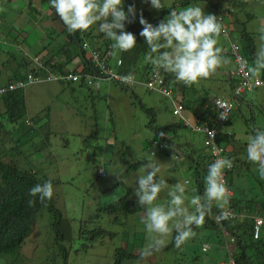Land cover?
<instances>
[{
	"label": "rangeland",
	"instance_id": "374dc122",
	"mask_svg": "<svg viewBox=\"0 0 264 264\" xmlns=\"http://www.w3.org/2000/svg\"><path fill=\"white\" fill-rule=\"evenodd\" d=\"M11 2L0 0V8ZM161 2L164 9L156 10L150 0H125L127 7L134 5L136 9L135 21H138V25L134 28L142 30L139 23L141 13L156 25L167 18L171 10L179 12L190 6H199L206 14H214L220 6L221 9L226 7V13L232 6L233 16L238 19L236 25L242 28L241 35L248 36L251 46L256 47V53L264 48L259 31L264 26V0ZM10 15L19 23L20 20L31 21L35 16L28 7L13 10ZM231 33L241 41V45L245 44V39L238 37L236 30ZM1 41L0 47L4 50L6 44ZM225 45L220 36L219 46L224 50ZM8 51L11 57L12 54L16 57L20 55L13 45L9 46ZM225 58L230 61L226 66L232 69L234 63L231 58ZM14 65L7 62L0 64V73ZM226 66L218 69L210 79L191 86L192 90L203 97L207 95L205 101H209L213 95L225 94L227 84L222 71ZM6 75H0V81ZM19 93L24 100V116L30 117L33 123L31 131L24 132L29 152L24 156H17L15 150L12 152L19 167L33 165L38 169L37 174L47 176L46 181L51 180L54 189L50 200L53 211L40 209L34 214L28 236L11 252L0 253V264H60V260H65L66 264H174L175 260L180 259L181 247L177 248L174 240L151 257L141 259L140 250L149 242L143 223L145 208L143 211L125 212L119 208L117 210L115 205L122 196H126L128 201H137L134 189L138 177L143 174L142 164L149 157L156 160L161 168L157 179L165 180L169 188L177 181L182 183L187 180L189 190L186 195H194L190 189L192 173L187 169L185 158L180 160L160 151L149 153V141L167 123L172 124L175 132L189 139L193 149H203L200 139L196 137L200 134L179 125L170 112L167 99L139 84L128 91L109 80L94 81L88 88L66 79L47 80L27 84L19 89ZM246 95L254 100L255 111L257 107L264 110L263 105H257L264 97L263 92L251 90L246 91ZM254 110L240 106L230 112L227 128L232 129L239 145L245 141L243 133L250 135L253 125L258 124ZM151 117L153 119L150 121ZM19 130L17 128L9 137L0 126V140L16 137ZM4 144L11 145V142L5 141ZM36 153L35 162L26 157L34 158ZM132 164L136 166L129 167ZM98 167L103 169L102 176L96 174ZM250 169L258 173L257 165H250ZM242 182L249 188L253 180L242 176ZM168 199L165 190L157 203H166ZM111 205L115 209H110ZM259 239L263 245L262 251L253 262L264 264V223ZM208 254L215 256L211 250ZM222 255L223 252L219 251L217 257L221 258Z\"/></svg>",
	"mask_w": 264,
	"mask_h": 264
},
{
	"label": "clouds",
	"instance_id": "9594fccd",
	"mask_svg": "<svg viewBox=\"0 0 264 264\" xmlns=\"http://www.w3.org/2000/svg\"><path fill=\"white\" fill-rule=\"evenodd\" d=\"M50 3L67 30L71 33L69 37L73 38V36H75L74 33L78 31L87 32L94 25L98 24L99 30L103 32L108 39L113 41V43L109 44L110 46L112 45L114 54L119 53L120 55L121 52L131 51L136 47L137 37L134 31H137V29L131 28L130 30H126V25L128 24L134 22V27L138 25V21H135L136 9L134 5H129L127 7V5H125V0H50ZM150 3L156 10L164 9L161 0H150ZM233 13L234 10L232 13H230V11L226 13V7L222 9L220 7L219 10L215 12V15L206 14L201 7L190 6L179 12L171 10L167 18L160 20L156 25L150 23L141 13L139 23L142 25V30H139V35L143 37L144 42L148 45V47L145 46L146 51L144 53L150 50L149 54L145 56V62L150 64L139 74L133 72L127 74L121 73L119 68L122 62L119 55L114 57L113 61L110 58L107 62L103 61L102 55H104V53L97 46L90 45L91 42H89L86 34H80L79 36L80 47H77L78 55L74 57L75 62L71 65H67L57 75H51V71L49 70L52 64L51 61L43 65V62L48 59L35 56L38 65L43 66V71L41 73L44 81H61L62 79H66L68 82L75 81L78 83L82 77L87 85L84 86L85 88H88L94 81L109 80L118 87L128 91H131V87L136 84L142 85L147 90L156 91L167 99L170 104V112L175 116L179 125L189 127L192 131L200 134L199 139L203 149L198 152L207 153L209 155V162L208 165L204 166L206 176L202 182L199 195L194 187L195 180L192 171L191 181L194 187L192 190L194 195L189 197L186 195V192L189 190L187 180H184L182 183L177 181V183L169 188L165 180L157 179L161 168L156 160L149 157L145 160L146 163L142 164L143 174L138 177L137 187L134 189V193L138 198L135 202H137L142 209L135 212L143 211L145 208L143 223L145 225V231L148 234L149 242L140 250L141 259L151 257L154 253L161 251L173 240L177 248L185 245L197 235L193 230L194 227H203L206 216L210 215L211 212L212 220L214 221L213 215L220 209V219H222V223L230 219L233 220L236 215L229 204L233 196L232 190L227 186V178L230 176L229 173L234 165L233 159L229 157L227 153L230 151L232 152L233 147L228 143H223V141L220 140V136L234 135V132H231V130L227 128V125L230 124V112L235 107L240 106L242 99L246 95V91L259 90L264 92L262 86L252 85L254 79L264 80V75H261V72L264 71V48H261L256 53V47L252 46L253 54H251L248 52V46L251 45L250 41L247 35H241L242 30L238 33V37L245 39L244 45H241V41L232 36L231 31L237 30V28L232 30L234 24ZM259 31L260 39L264 40V26H262ZM220 36L223 43L226 44L224 50L219 46ZM140 49H135V52L137 53ZM224 55L230 57L234 63L232 69L226 66L230 61L226 59ZM89 62L93 64V68L96 70L92 71L91 74H88V72L81 74L80 71L83 68V64L89 67ZM141 64L142 63H139L140 66ZM225 66L226 68L222 71L224 74V81L227 84L225 94L213 95L210 97L209 101H205L207 95L203 97L200 93L192 90L191 86L198 85L202 80L210 79L217 73L218 69ZM165 72L173 76L167 77L165 80ZM171 78H175L178 83H173ZM2 83L0 89L3 90L0 91V98L8 92L23 87L20 86L21 84L18 81L14 83L2 81ZM183 84L187 86L186 90H184ZM9 86L12 87L9 88ZM194 98L198 100V103L192 101ZM219 100L224 102L225 105H228L227 110V105L221 110L217 108L216 102L219 105ZM197 107H201L203 111H209L210 115L199 121L195 115ZM147 109L148 108H146V110ZM185 111H189L192 116L195 117V120L190 119V117L185 114ZM0 117H2L0 126L4 130L6 136L10 137L11 134L14 133L9 130L11 125L6 121L3 115ZM152 119L153 117L150 118V121ZM22 120L23 123L21 124ZM21 121H19V123H17V121L13 123L16 129L20 128L17 132L18 135L24 133L25 130L30 131L32 129L33 122L30 117L24 116ZM163 126L164 128L161 132L156 133L149 141V153L154 154L160 151L173 158L184 160L182 153L185 150L183 148H187V146L192 147L190 140L175 132L171 123L164 124ZM154 128L151 129L154 130ZM207 128H214L215 130L211 145L204 143L205 130ZM245 131H247V129H245ZM251 133L253 134L251 135ZM250 135L247 145V160L258 166L259 176L264 179V129H261L260 126L253 127L250 131ZM16 137L5 140L6 142L10 141L11 145L4 144L5 141L0 140V146L9 150L3 156V159L5 156L11 159L9 161H14L12 159H16L15 154L12 152V150H14L13 145H15L12 140L16 139ZM172 137H176V139H172ZM24 140V144L16 148L15 153L19 151L24 155L29 152L26 147L28 139L26 138ZM227 146H230L231 149L229 150ZM215 150H221V157L211 163L213 155H216ZM196 154L194 153L193 155L196 156ZM36 155L37 153L34 158L29 156L26 157L29 158V161L34 160L35 162ZM15 167V171L23 174H26L24 171L26 168L31 167L29 172L33 174L37 181L47 180V176L37 174L38 169L33 165L21 168L16 162ZM224 171L226 178H224ZM103 173L101 167L96 169L97 176H102ZM195 179H197V176ZM247 187V184L246 187L243 185L244 190H247ZM165 190H167V196L169 197L168 201L166 203H157L160 194ZM53 194L54 189L51 180L43 184H37L29 190V196L34 198L38 197L41 203L51 200ZM122 197L126 198V196ZM120 198H118V200ZM34 204L35 199L28 200L29 206H34ZM227 206L231 212L230 217H228L225 211ZM259 218L262 219L261 225H263L264 217L261 216ZM261 225L259 227L258 236L256 238L252 237L253 239L259 237ZM252 229L253 226L251 228V233ZM218 231L221 233L219 229ZM225 231L227 232V238L232 237L226 229ZM169 238H171L170 242ZM232 238L233 240L229 243L232 248V256H234L236 243L234 237ZM20 243L16 247H18ZM201 243L202 242H200V244ZM207 244L208 247L204 251L200 249V245L198 249L202 252L208 251L210 243ZM222 247L224 248L223 242ZM233 247H235V250H233ZM224 252L226 258L225 249ZM60 261V264L63 262L66 264L65 260ZM224 261L225 260H218L216 264H222Z\"/></svg>",
	"mask_w": 264,
	"mask_h": 264
},
{
	"label": "trees",
	"instance_id": "16d2710c",
	"mask_svg": "<svg viewBox=\"0 0 264 264\" xmlns=\"http://www.w3.org/2000/svg\"><path fill=\"white\" fill-rule=\"evenodd\" d=\"M47 1L48 6L50 8H53L51 6L50 0ZM229 2L230 0H226V3ZM233 10V7H230L228 9L230 13H232ZM131 28H134V26H131ZM74 34L75 36H73V38H68L67 44L65 45L66 49L63 51L62 57L59 58V61H52V64L49 68L52 76L57 75L59 72H61V70H63V68L69 65L70 62L74 59V57L78 55V48L80 47L79 36L80 34L84 35L85 33L78 31ZM134 34L139 35L140 31H134ZM137 41L138 42L135 48H133L131 51L121 52L119 55L122 62L119 71L123 74L132 72L135 74H139L150 64L145 62V56L147 55V53H144L148 45L144 42L143 37H141L140 35L138 36ZM135 49L140 50L136 53ZM248 52L253 54L251 45L248 46ZM28 57H30L31 59L29 64H32V66L27 70H22L23 68L20 62L27 61L28 59L26 57H22L19 60V58H16V56H14L13 54L12 57L10 53L4 54L3 60L5 63L7 62L8 64L13 65V61L16 60V63L19 62L18 68L20 69L19 71L15 70L13 75L4 82L14 83L18 81L21 84L20 86L24 87L27 84L44 81L41 73L43 71V66L38 65L35 59V55ZM109 58V55L105 51L104 55H102L103 61L107 62ZM48 61L50 60L48 59L44 61L43 65L47 64ZM139 63H142L141 66L139 65ZM88 66L89 67H87V65L84 66L83 64V68L80 71L81 74L87 72L88 74H91L92 71L96 70L95 68H93L94 66L92 63L89 62ZM165 74V80L167 79V77L173 76L172 74H168L166 72ZM28 75L32 78L31 81L28 80ZM171 80L173 83H178L175 78H171ZM2 84L3 83L0 81V87ZM78 84L83 87L87 86L86 82L82 77L78 81ZM183 88L184 90H186L187 86L183 84ZM0 108V116L3 115L6 118V121L11 125L9 129L10 132H15L16 127H14L13 123L15 121L19 123L22 117H24V100L21 94L19 93V89H15L14 91L8 92L3 95L0 98ZM0 122L2 121L0 120ZM22 123L23 120L21 121V124ZM220 138L223 143L230 144L232 142V135H222L220 136ZM24 139L26 138L24 133H22L18 135L16 139L12 140L15 143V145H13L14 150L24 144ZM184 150L186 152L184 151L182 153V157L183 159L185 158V160L187 161V168L193 173V177L195 180L194 187L198 191L199 195V193L201 192L202 182L204 181V178L206 176L204 166L208 165L209 155L205 152H198L202 150L193 149L192 147H190V149L184 148ZM6 152V148L0 146V253L11 252L21 241H23V239L31 229L34 220V214L36 215V213L40 209H43L46 212L53 211L51 206L52 203L50 200L41 203L38 197L34 198L29 196V190L33 186L37 184H43L46 181H37L33 174L29 172L31 167H28L24 170L26 174L15 171V163L17 162V160L12 159L14 161H9L11 159H9L8 156H5L3 159V156L6 154ZM192 153L197 154L196 156H193ZM15 154H17V156L25 155H22V153L19 151H17ZM227 155L231 158L233 156L236 157V154L233 152V148L232 152H228ZM133 166H136V164L129 165V167ZM196 176L197 179H195ZM251 185L252 186H250L249 188L247 187V190L245 192H242L243 185H236V188H233L235 194L231 197L229 203L230 207L234 212L238 213L237 211L241 209L240 204L243 203L247 210H251V212L264 217V182H261L258 178H254ZM257 186L259 189L256 188ZM240 194L242 195L239 196ZM242 197L244 199H242ZM29 199H35L34 206L28 205ZM115 205H117V210L119 208L125 212H135L137 210L142 209V207L138 205L137 202L128 201L124 197L120 198L117 202H115ZM110 209H115V206L111 205ZM211 214L206 216L205 223L203 227L199 228L200 230L209 231L219 229L218 226L212 220ZM239 219V216L236 214L233 220L230 219L222 224L223 227L232 235V237H234V241L236 243V251L233 256L235 264H255L253 260L257 259V256H259L260 254L259 252L262 251L261 248L263 245L259 243V238L253 239L254 241H252V238L249 234V230L251 228V220L249 218L244 217L241 221ZM193 230L195 232L197 231L195 227ZM190 241H192L196 245V241L199 240H197V237L195 236ZM187 250H185L184 246L181 248L179 254L180 259L175 260L174 264H208V260L203 259L206 258V254H202L199 251L198 247H196L195 250H192L191 252H187ZM216 262L217 261L215 260L211 264H216ZM62 264L65 263L63 262Z\"/></svg>",
	"mask_w": 264,
	"mask_h": 264
},
{
	"label": "crops",
	"instance_id": "0c3cea01",
	"mask_svg": "<svg viewBox=\"0 0 264 264\" xmlns=\"http://www.w3.org/2000/svg\"><path fill=\"white\" fill-rule=\"evenodd\" d=\"M26 7H28L31 11L34 12L35 16H34V19H32L31 21L20 20V23H19V21L16 18L10 15L13 10H22V8H26ZM10 10L12 11L10 12ZM237 21L238 19L234 16V24H233L232 30L235 27H238V29L236 30V33L237 32L240 33L242 28L236 25ZM133 24L134 22L126 25V30H130ZM95 26L96 25H94L89 31L84 32L86 36L88 37L89 42H91L90 45L97 46L103 53L106 51V53L110 56V59L113 61V58L119 55V53L114 54L112 45L110 46L109 44V43H113V41L108 39L105 36V34L99 30L98 24H97V28H95ZM69 36H71V33L67 30L62 20L56 14L55 9L50 8L48 6L47 0H12L10 4L7 3L4 7L0 8V40L2 39L1 42L3 44H6L4 45V50L1 49L2 47H0V64H6L3 60V56L4 54L9 53L8 48L10 45H13L20 51V55L17 56L19 60L22 57H26L28 59L27 61L20 62L23 68L22 70H27L28 68L32 66V64H29L31 59L28 56L35 55L38 57L48 58L51 62L59 61V58L62 57L63 51L66 49L65 45L67 44ZM138 36L139 35L136 34L137 39H138ZM74 62H75V59H73L69 65L73 64ZM13 63L15 65L12 68H10L9 70L3 73L2 72L0 73L1 76L7 74L4 77L3 82L9 79V77L13 75L15 70L16 71L20 70L18 68L19 62L16 63V60H14ZM261 75H264V71L261 72ZM252 100H253L252 97L248 98V96L245 95L244 98L242 99V103L240 104V106H243L244 108H247L248 110L249 109L254 110V106L256 105H255V102L252 103ZM261 100L262 101L258 102L257 105L260 104L264 106L263 96ZM192 101L194 103H198V100L196 98H194ZM255 113H257V117H258L257 125L260 126L261 129H264V110H262L260 107H257V110L255 111ZM185 114L188 117H190V119L195 120V117H193L189 111H185ZM195 115L197 119L201 121L205 119L207 116H209L210 112L203 111L201 107H197L195 111ZM256 126L254 125L253 127L255 128ZM229 130L233 132L232 129H229ZM252 134L253 133H251V135ZM234 135L232 136V142L230 143V146L233 147V152L236 154V157L235 156L232 157L234 165H233L232 170L229 173L230 176L227 178V181H228L227 186L229 189L232 190L233 196L235 194L233 191V188L234 187L236 188V185H244V183H242V176L250 177L252 180L254 178H258L260 180L262 179L258 175L257 172L254 173L251 171L250 165H252L253 163L247 160V156H246L247 155V144L249 142L250 136L244 132L243 137H245L246 141L243 143V145L242 144L239 145L238 140H235ZM196 137L197 139H199V135H197ZM230 146H227L229 150L231 149ZM187 148L190 149V146H187ZM190 189L191 191L194 189L192 181H191ZM245 191L246 190H244L242 186V192H245ZM241 195L242 194H240L239 196ZM242 199L244 198L242 197ZM240 208L241 209L237 211L238 213L235 212L239 216L240 218L239 220L241 221L243 217L249 218L251 220V228H252L254 224L253 218L261 217V216L259 214L251 212V210H247L245 206L243 205V203L240 204ZM196 229H197L196 237H197V240L199 241H196L197 242L196 245L192 241H188L185 245H183L185 250L188 249L187 252L188 251L191 252L192 250H195L196 247L199 248L200 242L210 243L209 250L212 251V254L215 252L214 254L215 256L212 257V255H209L208 254L209 250L202 252L199 249V251L202 254H206L205 255L206 258H203V259L208 260V264H211L215 260L216 261L224 260L225 252H224V248L222 247V242L224 243L223 235L216 229L209 230V231L200 230L199 228H196ZM250 230H249V234L251 236ZM252 241H254L253 238H252ZM259 243H262V242H259ZM233 250H235V247H233ZM219 251L223 252V255L221 258L217 257Z\"/></svg>",
	"mask_w": 264,
	"mask_h": 264
},
{
	"label": "built area",
	"instance_id": "2783aa9c",
	"mask_svg": "<svg viewBox=\"0 0 264 264\" xmlns=\"http://www.w3.org/2000/svg\"><path fill=\"white\" fill-rule=\"evenodd\" d=\"M28 80H32V78L28 75ZM252 85H258V86H262L264 88V80L262 79H254V81L252 82ZM12 86H9V88H11ZM3 89H0V91H2ZM219 102V105H222V106H219L216 102V106L219 110L223 109L226 105L224 102H221L220 100L218 101ZM228 109V105L226 106V110ZM211 133V135H210ZM214 133H215V130L214 128H207L205 130V140H204V143L205 144H209L211 145V143L213 142V137H214ZM214 150V149H213ZM220 151L221 150H215L216 152V155H213V158L211 159V163H213L217 158H220ZM213 153V151H212ZM227 170V169H225ZM224 178H226V174H225V171H224ZM204 189H205V186H204ZM204 189H203V193H204ZM202 193V195H203ZM225 211L227 212L228 214V217L231 216V212L229 210V207L227 206ZM220 213H221V210L219 209L214 215H213V219L215 221V223L218 225L219 227V230L221 231L222 235H223V238H224V249L226 251V258L224 259L225 261L222 263V264H234V261H233V256H232V248L230 246V243L233 238L232 237H229L227 238V232L225 231L224 227H223V223H222V219H220ZM262 224V219L259 218V217H254V224H253V229H252V237L253 238H256L258 236V232H259V227L260 225ZM208 247V244L206 242H202L200 244V249L202 251H204L206 248Z\"/></svg>",
	"mask_w": 264,
	"mask_h": 264
}]
</instances>
